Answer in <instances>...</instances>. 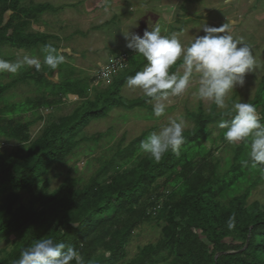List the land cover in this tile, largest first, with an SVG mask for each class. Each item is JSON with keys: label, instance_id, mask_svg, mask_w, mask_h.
Listing matches in <instances>:
<instances>
[{"label": "trees", "instance_id": "16d2710c", "mask_svg": "<svg viewBox=\"0 0 264 264\" xmlns=\"http://www.w3.org/2000/svg\"><path fill=\"white\" fill-rule=\"evenodd\" d=\"M21 1L0 0V47L39 57L45 44L58 49L57 35L30 27L52 6H24ZM0 58L6 60L1 50ZM73 68L70 61L56 70L25 66L19 74L4 73L9 81L0 79V137L22 144L0 151V241L14 235L10 248L2 249L0 264H16L21 251L42 238L74 248L83 264H118L144 221H155L159 237L140 245L123 264H264V203L248 202L264 180V168H253L251 162L244 166L247 147L229 144L226 129L220 128L217 135L222 145L216 151H231L222 163L203 145L209 138L208 124L220 116L230 120L231 111L213 106L208 114L201 109L196 115L188 112L195 125L184 130L179 155L169 152L159 162L142 155L139 145L148 136L144 131L130 144L118 145L112 156L99 157V168L87 180L72 176L69 168L62 182L49 188L51 176L57 175L51 172L61 160L75 156L79 148L84 154L91 152L107 134L82 136L88 122L113 108L147 107L153 100L145 95L129 100L120 94L133 73L128 66L111 73L103 90L92 84L93 76H73ZM17 85H33L31 94L16 99L10 90ZM255 94L249 103L264 123V74ZM68 95L76 97L73 110L58 116L47 113L39 134L31 138L30 126L44 118L40 111L57 106ZM233 216L235 227L229 230Z\"/></svg>", "mask_w": 264, "mask_h": 264}, {"label": "rangeland", "instance_id": "374dc122", "mask_svg": "<svg viewBox=\"0 0 264 264\" xmlns=\"http://www.w3.org/2000/svg\"><path fill=\"white\" fill-rule=\"evenodd\" d=\"M44 2L49 3L53 9L46 8L37 16V21L30 23L31 30L57 35L59 40L55 43L59 46L58 50L67 52L72 56V58L65 56L66 61H70L75 67L72 75L79 76L84 73L91 78L93 76L92 84L96 86L97 90L105 89L107 84L111 82V72L104 78L94 80V77L99 67L104 64L107 65L112 55L125 59L126 51L131 52L129 62L127 60L126 65L129 71H133L129 77L143 70L147 62L126 47L124 33H136L142 36L145 30H151L156 24L161 26L163 35H174L186 47L196 36L204 34L202 30L204 25L220 27L223 23H231L232 35L251 47L255 60L254 70L246 74L244 86H238L228 93L225 98L226 107L223 109L198 97L196 94L198 82L193 78L191 87L183 95L169 96L159 101L166 104L165 114L159 118L153 115V105L157 102L153 99L147 102V107H135L133 109L116 107L108 112V115L91 120L84 127L82 136H91L98 131L107 132V134L99 139V146L94 147L91 152L84 154L83 149L79 148L74 152L75 156L73 154L67 160H61L51 172V174L57 175L51 176L49 188H55L60 184L69 168L72 176L79 177L83 181L87 180L99 168V157L104 154L112 156L118 145L124 147L130 144L144 131H148L146 135L159 132L169 124L170 120H177L178 122L182 120L185 124V130H187L195 125L194 119L191 118L192 114L189 115L188 112L196 115L197 110L201 109L203 113L208 114L213 106L216 107V111H231L234 103H249L256 95L258 85L264 74V0L21 1L24 6ZM49 42H53V39H49ZM0 50L9 62H16L25 55L30 56L29 52L5 45L1 46ZM35 57L43 58L41 55ZM178 62L180 63L178 64ZM170 71L178 75L182 74V61L178 60L170 68ZM53 78L57 79L56 73ZM0 79L6 82L10 80V77L3 73ZM127 80L120 90L123 97L130 100L144 96L140 89L130 88ZM31 89H33V85H17L10 92H14L15 98L18 99L31 94ZM75 99L76 97L68 95L57 106L41 110L40 113L44 115V118L30 126L31 138L39 134L45 120H47L45 117L47 113H50L51 116L69 114L75 106ZM221 120H225V116H220L216 122L208 124L209 138L203 141V145L206 149L214 150V154L220 158L222 163L225 156H229L231 151L229 149L216 151L217 146L222 145L217 137L220 130L218 124ZM87 144L90 145V142ZM19 146L22 144L15 141L7 142L5 138L0 137V151L18 148ZM141 153L144 155L143 152ZM76 157H78L77 160H75ZM25 196H27L26 193L22 195V200L25 199ZM253 200L264 203V180L252 190L248 202ZM13 237L14 235H10L6 240L0 241V258L4 256L2 249L8 250L10 248L11 245L8 242ZM158 237L159 228L155 225V221H144L128 243L125 258L118 264H123L133 257L138 252L140 245L148 241H156Z\"/></svg>", "mask_w": 264, "mask_h": 264}, {"label": "clouds", "instance_id": "9594fccd", "mask_svg": "<svg viewBox=\"0 0 264 264\" xmlns=\"http://www.w3.org/2000/svg\"><path fill=\"white\" fill-rule=\"evenodd\" d=\"M231 28V23H223L220 27L204 25V34L196 36L186 47L174 35H163L159 24L145 30L142 36L124 33L126 47L147 62L142 71L128 78V86L140 89L146 97L157 101L153 105V115L157 118L166 111V104L159 101L183 95L191 87L193 78L198 82L196 94L200 99L225 108L228 93L238 86L243 87L246 74L255 67L251 47L235 38ZM40 51L43 63L29 55L16 62L0 58V73L16 75L25 66L34 67L36 71L43 67L56 70L66 61L63 51L51 44L43 45ZM178 60L182 61V74L170 73ZM230 114V120H221L218 124L219 128L226 129L224 139L229 144L243 143L247 147L248 159L243 161L244 166L251 162L253 168H264V123L260 122L256 107L237 102ZM184 130L182 120H170L159 132H152L143 139L140 150L156 162L169 152L179 155L185 141ZM227 226L229 230L235 227L234 216L229 218ZM73 261L83 264V258L74 248L42 238L22 250L16 264H72Z\"/></svg>", "mask_w": 264, "mask_h": 264}, {"label": "built area", "instance_id": "2783aa9c", "mask_svg": "<svg viewBox=\"0 0 264 264\" xmlns=\"http://www.w3.org/2000/svg\"><path fill=\"white\" fill-rule=\"evenodd\" d=\"M128 57H129L128 53H127V56H126L125 59L121 58L120 56H117V55H112L110 57L109 62L107 63V65L104 64L103 66L99 67V70H98V72L96 74V78L97 79L104 78L110 72L114 73L116 70L126 67ZM107 70H109V72L106 74Z\"/></svg>", "mask_w": 264, "mask_h": 264}, {"label": "water", "instance_id": "95a60500", "mask_svg": "<svg viewBox=\"0 0 264 264\" xmlns=\"http://www.w3.org/2000/svg\"><path fill=\"white\" fill-rule=\"evenodd\" d=\"M247 243V242H246Z\"/></svg>", "mask_w": 264, "mask_h": 264}]
</instances>
